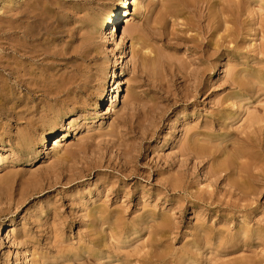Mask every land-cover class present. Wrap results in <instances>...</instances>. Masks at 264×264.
<instances>
[{
  "label": "bare ground",
  "instance_id": "obj_1",
  "mask_svg": "<svg viewBox=\"0 0 264 264\" xmlns=\"http://www.w3.org/2000/svg\"><path fill=\"white\" fill-rule=\"evenodd\" d=\"M117 1V5L108 8L105 17L102 19H89V16H86L77 20L86 24V35L94 29H102L104 39L111 45V52L114 54V46L117 44H115V36L117 34L120 37L119 44L123 48L126 39L131 38L134 45L140 44L147 49H151L150 53L154 54V60L164 66L172 77L185 82L194 81L198 83L211 76L215 70H223L225 73L231 64L238 61L237 58L241 55L239 44L240 17H243L242 13L245 4H247L245 0H229L226 2L165 0L166 4L163 6V10L157 13L154 20L151 18L155 6L153 0ZM55 5L57 4L52 0H0V117H3L4 120H7L8 117L17 120L19 116L17 110L19 108L26 109V111L31 109L32 113H36V117H39L33 121L28 120L29 128L32 129L37 125H41L45 133L43 139L45 144L42 145L44 148L39 150H35L34 147L37 130L20 136L15 146L13 140H10L9 147L1 146L0 139V178L2 177L0 185V220L2 217L14 215L20 206H23L26 202L24 200L26 194L22 191L19 197L16 198L17 193L12 189L15 183V175L12 174V170L5 169V166L15 163L14 159L22 157H26L30 165H34L39 156H48L52 153L56 156L62 149L64 150L63 156H57L59 160L57 164L59 162V165L68 160L72 161L74 157H79L81 154L87 155L90 148L96 144L94 136L87 139L84 144L69 145L67 139L73 125L71 122L68 124L69 127L66 128L63 122L66 119L69 120V117L75 115L76 112L79 113L78 111L82 109L83 112H88V108L94 105L98 108V114H103L101 111L103 107L105 109V104L110 103L108 110L111 111L118 102L121 82L116 74L119 68L115 65L112 75L114 78L113 87L108 96V101L106 96L103 100L92 104L94 100L90 90L92 75H90L87 66L85 64L75 66L74 59L65 58L66 52L63 51L64 49H59L60 45H55L66 32L64 28L68 27V31H74L70 28L71 22H69V19L71 18L64 17L63 12L55 10ZM137 15L144 17V21L140 24L131 25L129 21ZM125 19L126 21L123 22ZM178 21H183L181 25L185 28L183 31L185 32L184 38H181L177 29H175L176 26L180 25ZM123 23L127 26L120 34L119 27ZM188 33L191 34L187 35ZM72 34L71 36L74 37V33ZM153 37H159V40L164 43L160 50L155 49L151 44ZM83 43L85 45L84 58L86 60L88 58L86 55L92 50L95 43L91 36H86ZM182 45L190 55L185 60H178L170 52L180 49ZM230 45L235 47L231 53L229 51ZM231 55L233 56L231 57ZM50 59L56 63L71 65V71L61 75L49 74L53 69V65L46 64V62L51 61ZM233 75L236 76L233 80L234 89L239 88L240 91L241 88L248 85L254 91V84H250L252 82L239 79L243 75L242 71L236 70ZM199 86L200 84H198V88ZM103 88L104 86L101 84L98 89L100 91ZM208 90L204 93L207 94ZM239 91L226 96L225 101L221 102L222 110L218 112L219 118H226L231 123L237 121L238 113L234 111L235 106L239 109L240 116L246 112L247 104L245 102L250 97L243 89L241 92ZM199 92H201V88L200 91L194 89V93L198 94ZM9 105H12V107L8 108ZM126 106L127 104L124 105V108ZM79 115L80 118L83 117L82 114ZM218 122L221 123V120H218ZM60 127L62 128V139L59 135L57 136ZM90 128L91 126H88V129ZM115 130L104 133L99 131L95 136L115 139L118 138ZM129 130L131 132L134 129L129 127ZM238 131V135L235 134L233 137V144L224 149V147H221L223 145H214L213 133L210 130L192 129L182 132L181 136L183 135L184 139L177 138V136L173 138L172 136L164 142V147L168 146L169 150L173 151L170 154L153 150L151 156L146 157L153 162V176H156L158 184L152 190L142 191L141 194L144 198L149 195L153 199L163 197L162 200H164L165 194L168 192L175 194L172 198H175L176 202L167 199L164 200L165 203L181 205L182 202L188 201L187 208L189 205V207L197 210L198 208H204L201 206L203 203L210 214L209 218L211 216L217 218V221H221L222 226L216 229L215 226L200 223L192 227L195 235L192 242L187 245L190 248L189 252L186 253L188 255L184 254L178 260L168 258L172 254L168 250L170 248V238H168L169 241L161 244L158 241L155 244L150 239L144 244L145 248L167 246L165 249L170 254L166 255L164 254L166 252H163L152 255L150 258H146V261H141L140 264H194L197 262V260L194 261V257L198 251L202 252L201 257L206 254L215 257V260L218 261L222 251H229L231 247L245 246V244L255 240L264 239V227L248 229V226L240 225L239 230L232 233L229 231L230 225L228 222L234 218V212L238 213L240 211L239 214H241L245 211L248 205L243 203H247L249 199L261 195L264 189V112L261 116L249 115L246 124ZM154 134H156V127H151L133 139H126L121 142L119 139L108 141L105 147L106 158H99L89 165L94 164L96 167L101 168L107 165V168L117 171L124 178H130V174L142 176L137 159L139 154L145 158V151L142 145L138 143L144 142L150 135ZM51 139L52 146L48 145V141ZM170 141L171 143H169ZM228 148L232 150L231 156L228 154ZM147 150L149 151V148ZM226 154L229 157L225 158ZM56 166L54 164L45 169L35 170L34 174L31 175L32 179L28 180L27 186L29 184L37 185L41 191L43 185L51 186V182L59 177L58 171L53 170ZM165 168L168 170L165 171ZM196 171L201 172L207 178L208 186L212 190L205 188L200 193L192 192L196 188L194 184L196 183V186H198L196 180L199 175ZM3 172L5 174L2 175ZM148 174L151 177V174ZM121 176L116 177V179L120 180ZM99 183H103L99 190H96L95 193L91 191V193L97 194L96 197L99 194H104L107 197L110 193V196L115 195L114 199L116 198V201L120 200L122 204L130 205L131 201L128 199L130 192L125 189L123 184L117 182L107 183L102 178L98 180L97 186H99ZM77 197L79 201H84L85 197L82 193L78 194ZM73 200L76 206H79L80 210L84 212V218L88 221L87 226L93 227V237L101 235L100 228L104 225H108L110 229L112 228L110 231L113 234L120 236V233L115 231L116 229H122L127 223V220L124 219L125 208L118 209L117 206L114 210L109 211L107 204L102 202L86 208L84 202L81 204L79 201ZM50 206L54 208L53 214L55 216L52 215L54 218L50 220L49 215L52 211L45 207L35 214L36 220L31 225L37 226L39 233L49 232L50 230L52 232L57 230V232L62 233V229H57L58 225L64 223L61 222L62 218L58 213L59 208L54 204H50ZM212 206L214 208H211ZM243 208L245 209L242 210ZM171 209L173 210V208ZM230 212H233V215ZM168 213L158 215L154 210L148 212L147 215L145 214L140 219L135 220L138 226L141 225L136 231L143 230L142 227L151 222L149 220H152L157 222L154 233H157L158 237L164 235L167 237L175 231L179 232L180 226L174 223L171 214ZM156 216L157 219L154 220ZM84 218H82L81 223L85 222ZM115 226L118 228H115ZM125 228H130V225L127 224ZM2 229L3 226L0 228V235L3 236ZM10 233L13 235H10ZM34 233L36 234L35 229L30 227L21 232V236L18 237V231L12 221L6 238L3 240L0 236V249L2 251L8 249L2 257L0 254V262L3 261L4 264L12 262L13 254H10L11 250L20 252L30 244L35 245L38 243L39 236H35ZM121 233H123V230ZM144 247L138 249L143 250ZM24 253L22 254L23 257L15 258L13 263L30 258L27 264H51L50 259L52 256L49 254L38 251L29 253L25 249ZM139 253L141 252L138 251L135 254ZM127 257H130V255ZM77 258L79 260L81 256H77ZM97 258H99V254ZM207 259L205 258V260ZM203 261L201 262L203 263ZM232 264H264V254H256L255 257L249 259H238Z\"/></svg>",
  "mask_w": 264,
  "mask_h": 264
},
{
  "label": "rangeland",
  "instance_id": "obj_2",
  "mask_svg": "<svg viewBox=\"0 0 264 264\" xmlns=\"http://www.w3.org/2000/svg\"><path fill=\"white\" fill-rule=\"evenodd\" d=\"M52 1L57 4L54 7L55 10L63 12L65 14L64 17L71 18L69 19V22H71L70 28L74 29V31H68V27L64 28L66 32L55 45H60L59 49H64L63 51L66 52L65 58L70 57L74 59L73 62L75 66H80L82 64L87 66L90 75H92L90 85V90L94 98L92 104H96V102L103 100L106 96L108 101V96L112 92L113 87L114 78L112 75L115 65L119 68L116 74L121 82L119 98L116 107L111 111L108 110L110 107V103H108L107 105L105 104V109L103 107L101 111L103 114L99 115L97 111L98 108L94 105L88 108V112H83L84 110L82 109L78 111L79 113L76 112L75 115L69 117V120L66 119V121L63 122L66 128L69 127L68 124L71 122L73 125L71 126V131L67 139L69 140V145L76 143L84 144L87 139L94 136L96 144L90 148L87 155L81 154L79 157H74L72 161L68 160L64 162V164L59 165V162L57 164V161H59L57 156H63L64 150L62 149L56 156L54 153L48 156H39L34 165H30L26 157H22L20 159H14L13 161L15 163L5 166V169L12 170V174L15 175V183L12 189L17 193L16 198L19 197L22 191L26 194L24 195V200L26 202L23 206H20L14 215L1 218L0 228L3 226L1 231L3 236L2 234L0 236L3 240L6 238V234L13 221L15 229L18 231V237L21 236L20 233L25 229L32 227L36 232L34 235L39 236L40 239L35 245L30 244L20 252L11 250L10 254H13V258L12 262L8 264H27L30 258L13 263L15 258L20 256L23 257L22 254H25L24 249L29 253L38 251L51 255V264H140L141 261H146V258H150L152 255L163 252H166L164 254L168 255V250L172 252V254L169 253L170 256H168V258H176L178 260L190 250L187 245L192 242L195 235L192 227L200 223H205L207 226H215V228L218 229L222 224L221 221H217L215 217L211 216L209 218L210 214L203 203L201 206L204 208H198V210L189 207V205L187 208L186 204H189L188 201L185 203L182 202L181 205H177V203H165L164 200L167 199L176 202V199L172 198L175 194L168 192H166L167 194H165L164 200H162L163 197L160 199L157 198V200L151 198L149 195L144 198L141 192L152 190L156 188V184H158L155 178L156 176H153V162L146 157L151 156L153 150L170 154L173 151L171 149L169 150L168 146L164 147V142L167 139L169 140L172 136L173 138L177 136V138L181 137L180 139H184L185 137H183V135L181 136L182 132H187L192 129L210 130L211 133H213L212 140L214 141V145H223L221 147L226 149L227 146L233 144V137L235 134L238 135V130L246 124L249 115L261 116L263 114L264 0H245L249 7L247 8V4H245L246 6L242 13L243 17H240L239 44L241 55L237 58V62L230 65V68L227 70L229 73L225 71V74L223 70H215L211 76H208L207 79H203L199 83L194 81L185 82L172 77L164 66L158 64L154 60V54L150 53L151 49H147L140 44L134 45L131 38L126 39L123 48L122 45L119 44L120 37L117 34L115 36V44H117L114 46V54L111 52V45L104 39L102 29H94L86 35V24L77 20L86 16H89V19L104 18L108 8L117 5V0ZM214 1L226 2L229 0ZM153 2L155 6L151 14L152 20L155 19L158 12L163 10V6L166 4L165 0H153ZM125 21L126 19L123 22ZM142 21H144V17L137 15L129 22L131 25H136L142 23ZM182 22L183 21H178L180 25L176 26L175 29L179 32V36L184 38L185 32L183 31L185 28L181 25ZM126 26L127 25L123 23L119 27L120 34L123 33ZM72 33H74V37L71 36L73 35ZM189 34L191 33L187 35ZM86 36H91L94 39L95 45L92 50L88 52L86 55L88 58L85 60V45L83 40L86 39ZM151 44L155 49L160 50L164 43L159 40V37H155ZM183 46L184 45L180 46V49L176 51H171L170 54H173L174 58L178 60H185L190 53L186 52V48ZM234 48V45L229 46L230 53ZM232 56L233 55H231V57ZM50 60L51 61L46 62V64L53 65V69L49 74L55 73L61 75L71 71V65H63V63H56L52 59ZM236 70L243 72V75L239 77V79H244L252 82L250 84H254V91H252L248 85L241 88L240 91L239 88H233V80L236 78L233 73ZM197 83L200 84L199 88ZM101 84L104 86L102 89L103 92L98 89ZM236 87L238 86L236 85ZM200 88L201 92L198 94L194 93V89L200 91ZM242 89L248 97H250V99L245 102L247 104L246 112L240 116L239 109L235 106L234 111L238 113L237 121L231 123L226 120V118H219L220 115L218 112L222 110L221 102L225 101L226 96L238 91L241 92ZM206 90H208L207 94L204 93ZM125 104H127L126 108H124ZM11 107L12 105L8 106V108ZM17 112L19 113L17 120L11 119L10 117L4 120L3 117H0L1 146L9 147L11 143L10 140H13L12 142L15 146L20 136L37 130V139L34 147L35 150L43 149L44 147L42 145L45 144V140H43L45 134L43 126L37 125L35 128L31 129L27 124L28 120H36L39 116L36 117V113H32L31 109L26 111V109L19 108ZM79 114H82L83 117L80 118ZM218 120H221V123H219ZM88 126H91V128L88 129ZM129 127L134 130L130 132ZM151 127H156V134L150 135L144 142L138 143L142 145L145 151V153L143 151L145 158H143L141 154H135L138 155V168H140V174H142V176L130 174V178H124L119 175L117 171L107 168V165L102 168L96 167L94 164L89 165L99 158H106L107 153L105 147L108 141L111 142L119 139L121 142L122 140L133 139L139 136L141 132ZM114 129H116L115 131L117 132L118 138H99L95 136L99 131L100 133H104ZM61 134L62 128L60 127L57 136L59 135L62 139ZM2 138L4 139L2 140ZM169 143H171V141ZM52 144L53 142L51 139L48 141V145L52 146ZM62 148L64 147L62 146ZM148 148L149 151L147 150ZM228 150V154L231 156L232 150L230 148H228ZM227 157L229 156L226 154L225 158ZM54 164L57 166L53 170L58 171L57 174H59V177L51 182V186L43 185L42 191L37 185L29 184L27 186L28 180L30 181L32 179L31 175L35 170L45 169ZM167 170L168 169L165 168V171ZM148 173L151 174V177H149ZM3 174H5V172H3L2 175ZM198 175H196V177H198L196 180L198 181V186H196L195 183L194 186L196 188L192 192L200 193L203 191L202 189L205 188L212 190V188L208 186V182L206 181L207 178L203 176L201 172H198ZM118 176H121L120 180L116 179ZM1 178L0 185L2 182ZM100 178L104 179L107 183L117 182L118 184H123L125 189L130 192V195H128V199L131 201L130 205L126 206L122 204L120 200L116 201V198L114 199L115 195L110 196V193H108V198L104 194H99V196L96 197L97 194L93 193L99 190L103 184L99 183V186H97ZM91 191L93 193H91ZM80 193L85 197L84 201H79L77 195ZM73 199L79 201L81 204L84 202L83 204L86 208L95 203L99 204L100 202L107 204L109 211L114 210L117 206L118 209L125 208L124 219L127 220V223L122 229H116L115 231L119 232L120 236L113 234L110 231L112 228L110 229L108 225H104L100 228L101 235L93 237V227L91 228L90 225L87 226L88 221L84 218V212L80 210L79 206H76ZM50 204H54L59 208L58 213L61 215V222L64 223L58 225L57 229H62L63 234L57 232V230H54L55 232L50 230L49 232L45 231L44 233H39L37 226L31 225L36 220L35 214L45 207H48L52 211L49 215L50 220L54 218V208L50 206ZM243 204L248 205V207L246 209L243 208L242 210L245 209V211L241 214H239L240 211L238 213L234 212V218L228 221L230 225L229 231L232 233L238 231L240 225L248 226V229L264 227V189L261 195L255 196L249 199L247 203ZM171 208H173V210ZM186 208L188 209L187 211ZM211 208H214V206ZM153 210L156 211L158 215L169 212L168 214H171L174 223L180 226L179 232L175 231L172 235L167 234V237H165L166 235L158 237L157 233H154L157 228V222H153L152 220H149L151 222H148L147 225L142 227L143 230L137 232L136 230H138V227L141 225L138 226L135 220L140 219ZM207 213L208 215L206 217ZM230 214L233 215V212H230ZM82 218L85 220L84 223H81ZM156 219L157 216L154 217V220ZM127 224L130 225V228H125ZM115 228L118 227L115 226ZM122 230L123 233H121ZM10 235L13 234L10 233ZM168 238H170V241ZM150 239H152L155 244L157 241L160 242V244L169 241L170 248L168 250L165 249L167 246L161 248H145L144 244ZM263 243L264 239H261L247 243L245 246L231 247L229 251H222L220 253L218 261L215 260V257L206 254L201 257L200 255L202 252L198 251L197 255L194 257V261L197 260V262L194 264H232L238 259H249L255 257L256 254H264ZM231 246L233 245L231 244ZM139 247H144V249L139 250ZM7 251L8 249L5 251L0 249L1 257L3 253ZM138 251L141 253L135 254ZM98 254L99 258H97ZM133 254L135 255L131 257ZM129 255L130 257H127ZM77 256H81V258L78 260ZM205 258L208 259L205 260ZM201 261H203V263ZM0 264H4V262L1 261Z\"/></svg>",
  "mask_w": 264,
  "mask_h": 264
}]
</instances>
